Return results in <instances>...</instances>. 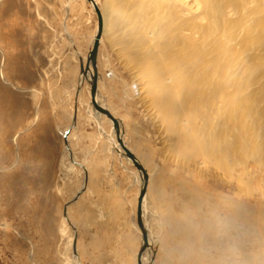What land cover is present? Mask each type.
Segmentation results:
<instances>
[{
    "label": "rangeland",
    "instance_id": "rangeland-1",
    "mask_svg": "<svg viewBox=\"0 0 264 264\" xmlns=\"http://www.w3.org/2000/svg\"><path fill=\"white\" fill-rule=\"evenodd\" d=\"M107 1L97 0V4L103 8ZM186 3L193 6L192 0ZM121 4L130 12L134 0H121ZM111 11L110 19L114 20L117 17ZM93 12L82 0H0V264H69L65 260L68 233L61 231L62 209L81 183L80 171H86L81 164L71 163L74 167H69L61 133L72 124L71 105L76 102L79 62L75 47L81 55L87 54L96 28ZM109 28L97 54L106 86H101L100 95L114 116L126 115L127 143L139 149L137 154L150 174L147 208L160 216L171 214L165 221L158 218L160 226L147 219L151 234H158L154 264H221L230 251L237 250H230L236 241L242 246L238 250L242 257L245 255V264L256 263L252 256L257 251L261 252L258 264H264V231L256 225L264 223V97L256 99L258 110H262L259 116L245 115L246 142H258L244 156L247 175L239 184L238 166L226 173L212 164H205L206 168L195 153L191 156V151H182L186 145L166 128L151 97H142L145 92L133 95L130 86L146 81L140 65L128 57L135 49L123 47L122 30ZM107 70L112 77L105 76ZM136 87L141 88L140 84ZM79 96L76 134L88 135L90 143L88 132L98 130V123L85 110L87 89L83 88ZM100 128L109 130L108 123L102 120ZM101 140L96 141L97 151L106 154L109 150L101 148ZM69 142L80 160L83 156L78 153H85L84 148L74 138ZM109 153L116 156L114 151ZM87 165L91 188L92 166L98 164ZM111 167L117 171L113 183L120 182V188L128 191L120 206L131 212L137 191L134 168L122 159L108 164L107 171ZM238 188L242 191V219L237 217L229 224L223 210L213 208V202L224 196L236 197ZM76 208L70 209V216L78 230ZM173 223L180 228L173 231ZM236 223L246 224L242 241H238L236 228L232 229ZM182 227L190 228L188 237L182 235ZM68 229L72 231L70 226Z\"/></svg>",
    "mask_w": 264,
    "mask_h": 264
},
{
    "label": "bare ground",
    "instance_id": "bare-ground-1",
    "mask_svg": "<svg viewBox=\"0 0 264 264\" xmlns=\"http://www.w3.org/2000/svg\"><path fill=\"white\" fill-rule=\"evenodd\" d=\"M82 1L86 2L90 9L94 11L90 3L86 0ZM192 3L193 6L188 5L186 0H134L133 9L127 12L125 6L121 4V0H108L103 8L99 6L103 21L99 44L100 41L102 42L107 30L110 29L109 27L122 30V45L123 47L132 46L135 49L130 51L128 57L131 61H136V64L140 65L141 77L143 76L146 80L143 84L133 82L134 84L130 86V91L134 92L133 95H141L145 92L146 94L142 97H151V103L158 109L161 119L164 118L166 128L176 133L186 145L182 148V151L186 154H190L191 151V156L195 153L202 164H212L215 168L225 171V173L231 171L230 169L233 170L234 165L238 166L237 170L240 177L237 182L242 184L243 177L247 175L244 156L249 148L257 146L255 142H258H246L244 132L245 115L248 113L258 115V112L264 109V106H262V110H258L259 104L256 102L258 97H264V0H192ZM111 9L117 17L114 20L110 19ZM93 13L96 16V13ZM127 22L131 23L130 27H127ZM96 31L97 27L90 36L89 49L92 47ZM75 49L74 54L78 59L77 62H79V71H77L78 75L75 80V87H77V92H75L76 102L74 101V104L71 105L72 114L70 119L73 123L75 106L74 123L79 119L80 114L78 115V112H80V100H82L79 93L83 88H86L89 97L86 103H83L86 105L87 116L93 120L95 119L98 126H101L102 120H105L111 126L109 134L103 132L102 128H99V134L108 142L109 151H114L119 160L122 159L133 166L134 183L137 190H139L142 183V174L133 165L131 159L124 154V149L118 142V136L110 118L94 109L88 83L93 70L89 65L85 77L80 73V61L84 68L87 54L81 55L76 47ZM96 66L98 68L97 62ZM104 73L108 78L113 76L109 70ZM96 76L95 101L113 115L112 109L107 108L104 98L100 95L99 89L101 86L104 88L106 86L102 81L99 68ZM139 84L140 90L136 87ZM261 101L259 102L263 103ZM180 121L181 124L184 121V124L180 125ZM76 126L77 124L68 123L62 129V135L68 133L66 137L68 146L71 144L69 140L77 137ZM118 127V134L122 139L123 146L132 151L138 161L144 165L143 160L137 154L139 149L137 150L136 145H131L132 147L128 145L125 137L127 134L123 136L120 121ZM68 146L66 147L68 152L65 150L66 156H71L68 164L69 167H74L72 164H79L80 160L77 158L76 152L71 151V147ZM83 164H81V169L86 171V182H84L85 173L82 174L79 170L81 183L77 190H74L75 192L70 199L76 195L83 185L85 190L78 196L76 201L66 207L65 214L62 209L61 231L68 233L65 260L69 264H78L77 252L79 245L77 243L78 235L76 236L72 226L74 223L71 220L70 209L76 207L77 204L79 205L83 195L89 191L88 165L87 163ZM143 167L145 168V166ZM211 170L213 169L211 168ZM146 173L148 175L147 182L149 183L150 174L147 171ZM240 191V188L236 190V197L228 198L224 196V198L221 197V199L213 202L215 206L212 204L215 210H223L226 217L225 221L229 224H233L231 222L237 217L240 221L242 219L240 214L242 209ZM146 199L147 190L142 201V219L147 228L148 241L151 247L142 253V264H147L152 250L157 249L155 246L158 242V234H151L152 230L148 220H154L160 226L159 219L160 221L171 219L170 213L160 216L154 209H150L149 206L147 208ZM132 217L133 223H135V206ZM168 224L171 226L172 223ZM173 224L172 230L180 228L177 226L179 224ZM244 225L246 224L236 223V226L234 225L232 228L237 230L238 241H242L244 230L242 227ZM256 225L264 231V223H256ZM256 225L253 223L254 227ZM68 226L72 228L73 233L68 229ZM134 227L140 236L137 223L134 224ZM183 232L182 235L186 237L191 234L188 227H185ZM75 236L76 254L72 250V241ZM229 238L230 236L227 233L225 239L227 244L230 242L228 241ZM260 241L262 242L261 238ZM235 247L241 248L242 246L237 244L236 241L232 247L230 246V250L235 249ZM238 248L230 251L228 257H225L221 264H245L246 257H244L245 255L242 257ZM78 253L80 254V252ZM260 253L257 251L252 256L256 258L255 262L257 264L261 258Z\"/></svg>",
    "mask_w": 264,
    "mask_h": 264
},
{
    "label": "crops",
    "instance_id": "crops-1",
    "mask_svg": "<svg viewBox=\"0 0 264 264\" xmlns=\"http://www.w3.org/2000/svg\"><path fill=\"white\" fill-rule=\"evenodd\" d=\"M107 108L111 107L107 105ZM125 117L126 115L123 117H116L121 123L123 136L126 134L125 127L129 130ZM100 127L101 126H98L96 135V131L94 132L92 129V131L88 132L91 138L90 143L86 139L88 135H81L80 137L76 134L78 138H74L76 143L79 145L81 144V147L85 150V153H78L83 156L78 163L98 164V167L96 165L92 166L91 188L88 185L92 191L90 192L89 190L90 193L88 194L86 192V194L83 195L84 199L79 201V206L78 204L76 205V211L79 216L77 218L80 219V223H77L79 232L76 230L74 224L71 223L76 236L78 235V252H80V254L77 252L78 264H137L136 256L141 237L134 227L131 213L133 210L130 212V208H121L120 206L125 198L124 194L128 193V191L120 188V182L117 181L113 183L112 179L117 175V171L113 167L107 171L108 164L114 160L119 162L118 156H110L109 151H107L106 154L97 151L99 149V143H97L99 139H102L106 143V145L105 143L102 145L103 142L101 140V148L103 147V150H108V142L99 134ZM110 127L111 126L108 127L109 130L102 131L109 134L111 131ZM67 134L68 133H64L63 135L65 147L68 146ZM125 137L127 139V135H125ZM69 160H71V156ZM102 182H105L106 186L101 187L100 185ZM137 193L138 190L134 196L135 202ZM134 206L136 207V204L133 205V208Z\"/></svg>",
    "mask_w": 264,
    "mask_h": 264
},
{
    "label": "water",
    "instance_id": "water-1",
    "mask_svg": "<svg viewBox=\"0 0 264 264\" xmlns=\"http://www.w3.org/2000/svg\"><path fill=\"white\" fill-rule=\"evenodd\" d=\"M88 3H90L93 7L94 12L96 13V17H97V31L94 37V40L92 42V47L89 49V51L87 52L86 55V63H85V67L83 68L82 66V62L80 61V73H82V75L85 77L86 76V72L87 70H89V65H91L92 70H93V74L90 75V79L88 80V83L90 85V95H91V100H92V105L94 107L95 110L100 111L102 113H104L107 117L110 118V120L112 121V125L113 128L116 131V135L118 136V142L119 144L122 146V148L124 149V154L129 157L133 163V165L138 169V171L141 172L142 174V183L139 187L138 190V196H137V203H136V223L137 226L140 230V236H141V241H140V246L138 249V253H137V264H142L141 261V255L142 253L147 250L150 249L151 244L148 241V232H147V228L143 222L142 219V201L143 198L146 194V190H147V184H148V175L146 173V169L143 167V165L138 161V159L136 158V156L134 155V153L132 151H130L129 149H127L125 146H123L122 144V139L119 137L118 134V130H119V120L117 118H115L107 109H105L104 107H101L100 105H98L95 101V93H96V72H97V66H96V60H97V52H98V45H99V36H100V32L102 30V26H103V21H102V15H101V11L99 9V6L96 2V0H86ZM76 106L74 107V120L72 124H75V116H76ZM86 173L84 174V182L86 177ZM84 191V185L79 189V191H77L76 195L70 199L64 206H63V213L65 214L66 211V207L76 201V199L78 198V196ZM76 236L74 237L73 241H72V250L74 252V254H76L75 252V241H76ZM155 253L156 250H152V254L149 256V260L147 261V264H153L154 261V257H155Z\"/></svg>",
    "mask_w": 264,
    "mask_h": 264
}]
</instances>
